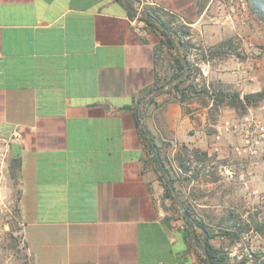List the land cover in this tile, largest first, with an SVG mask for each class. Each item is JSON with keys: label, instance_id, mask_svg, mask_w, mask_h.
I'll use <instances>...</instances> for the list:
<instances>
[{"label": "crops", "instance_id": "crops-1", "mask_svg": "<svg viewBox=\"0 0 264 264\" xmlns=\"http://www.w3.org/2000/svg\"><path fill=\"white\" fill-rule=\"evenodd\" d=\"M217 2L147 0L143 7L188 25L194 44L238 37L246 52L248 24ZM133 13L123 0H0V150L8 149L5 167L15 169L33 264H205L199 231L164 207L166 190L137 115L166 165L179 145L210 149L215 129L208 128L219 129L222 120L210 121L212 103L181 101L174 89L135 112L166 76L158 67L162 35ZM215 58L197 63L205 82L215 75L242 95L264 88L256 74L263 61L250 54ZM251 113L264 119V101L244 115ZM16 129L19 142L11 141ZM258 173L249 167L230 175L251 197ZM210 242L221 247L214 236Z\"/></svg>", "mask_w": 264, "mask_h": 264}, {"label": "rangeland", "instance_id": "rangeland-1", "mask_svg": "<svg viewBox=\"0 0 264 264\" xmlns=\"http://www.w3.org/2000/svg\"><path fill=\"white\" fill-rule=\"evenodd\" d=\"M227 1L229 0H220L217 5L223 7L220 9H225V13L228 15ZM230 17L235 19L231 15ZM248 26L252 32L250 35L252 46H249V50H246V52H244L242 38L228 37L224 40L226 43L223 47L224 52L220 51V45L195 44L196 47L192 48L190 57L198 63L199 59H203L202 52L204 51L209 52L211 50L215 52L213 56H216V61L228 58L231 53L240 58L250 54L252 61L255 59L256 61L261 60L263 61L261 66H264V22L259 21L256 15H251ZM238 45H240L239 49H237ZM193 53H198V56H192ZM174 56L173 50L167 44L161 45L158 52V67L162 75L167 77L174 72ZM213 56L210 58H213ZM218 57L220 58L218 59ZM197 65L199 66V64ZM257 66L262 68L260 65ZM263 70L264 67L262 72L257 71L258 77L264 78ZM202 75L203 72L197 80L200 84L205 83ZM208 78L209 82L206 81V83L214 87L222 86L226 89L237 90L233 84L222 82L215 75ZM186 84L187 81L182 85L185 86ZM194 100L204 106H209L212 103L209 97L202 94L196 96ZM249 115L258 117L254 113ZM208 116L210 121L217 123L220 120L223 123L231 120L241 125L245 121L244 114L238 113L227 105H221L217 109L212 106L209 107ZM208 129L211 130V134H214V129L215 133L217 132V128L209 127ZM260 145H258V153L251 154L247 144L246 132L244 129H239L236 132L223 133L219 142H215L214 136H212L209 142L210 149L206 150L211 154L205 160L195 156L192 151L193 148L182 151V146L179 145L174 152H170L171 158H169L168 153L166 154V162L167 167L176 179V191L181 200H185L190 204L195 214L211 225L213 236L220 240L222 247L231 248L240 243L238 247L240 252H246V245H249L254 252L259 253L264 259V235L254 230L245 229L242 238L234 242L225 235L227 229H235V222L244 228H247L246 223L250 225L254 222L264 223V147L261 148ZM216 146L219 147L218 150L215 149ZM198 149L205 151L201 148ZM233 154H236L238 158H231L230 155ZM179 155L184 159V164L189 168L188 171L179 170L178 168L175 170L174 165L179 166ZM200 156L202 155L200 154ZM249 167L259 172L258 177H252L254 189L251 197L247 196L249 194H245L244 190L237 191V187L234 186V177H231L228 172V170H247ZM202 171L203 173L200 174ZM261 172H263V175H261ZM213 180H217V183L211 184L210 181ZM18 193L15 169L12 167L0 169V264H33L24 238L23 225L19 218ZM164 198V207L170 210L175 219L182 220L180 218L181 208L175 203L172 195L165 193Z\"/></svg>", "mask_w": 264, "mask_h": 264}, {"label": "trees", "instance_id": "trees-1", "mask_svg": "<svg viewBox=\"0 0 264 264\" xmlns=\"http://www.w3.org/2000/svg\"><path fill=\"white\" fill-rule=\"evenodd\" d=\"M129 1H131L133 4V0H129ZM248 2L250 6V13L256 15L260 20L264 22V0H248ZM144 10L148 13L149 17H145L141 15L140 18L146 22V24L148 25L150 29H157V31H159V33L162 35V38L160 40L161 44H167L168 47L173 50L174 55H175L174 56L175 57L174 58V62H175L174 69L175 70L170 76H167L163 81L156 83V85L148 91L147 95L140 100L150 98L152 94L161 85H163L170 79L175 78L176 76H178L184 71L185 67L182 62L181 56L187 62V65L189 68L187 74L183 78L175 82L174 84L167 87L160 94L164 93L167 90L174 89L176 92L179 93L181 101L187 100L190 96H199L200 94H202V95L209 97L212 100V104H213L212 107L214 109L219 108L221 105H227L235 109L240 114H245L250 107L257 105L260 101L264 100V88H262L260 91H257V92L245 93L244 95H242L240 91L234 90L231 88L226 89L222 86L214 87L211 84H207L206 82L203 84H200L196 80V78H198L202 74V69L201 67L197 65L196 61H194L190 57L192 48L196 47V45L190 39L191 34H192L190 27L186 24L178 23L175 16H172L169 13H165L157 7L145 5ZM130 13L132 15H135L132 10H130ZM151 18L158 19L162 25L168 28L170 34L167 33L164 29H162L155 22H153ZM225 45H226L225 42L220 44L219 49L221 52L222 51L224 52L223 47ZM210 51L202 52V55H203L202 58L207 59V58L212 57L215 52L213 51L210 52ZM186 81H187V84L183 86L182 84H184ZM155 98L151 99L149 103L154 102ZM141 119H142L141 115L138 114L137 115L138 125L140 126L141 133L142 135H144V138L146 140V143H147V146L150 152L153 154L154 161L157 162L158 159L161 160L162 164H164L166 168L169 178L172 180L175 188L177 189L176 179L173 177L172 173L170 172L169 168L167 167L165 161L162 158L161 147L157 144L155 136L152 135L149 129L146 126H141L139 124L141 122ZM181 146H182V149H181L182 151H187L189 149L185 144ZM155 151L158 152L157 155ZM192 151L194 152L195 156L201 158V160H205L209 158V153L206 150L202 151L198 148H193ZM200 154L202 156H200ZM178 158H179V168H181L182 170L188 171L189 168L184 164L185 162H184V159L181 157V155H179ZM157 170L163 181L166 193L171 194L173 200L175 201V203H177L174 198L172 189L165 181L164 176L162 175L158 167H157ZM182 201L186 207L187 213L192 215L195 218L199 226L198 227L195 223L186 219L183 216L182 212L180 213V216H181L180 218L184 220V222L186 223V225L189 227L190 230L200 231L199 255L202 261L205 264H209L208 261L204 258L202 251H201L204 236H203V232L201 231L200 227L208 231V252L210 256L212 257V259L228 258V254L224 247L221 246V247L215 248L211 244L210 239L213 237L211 225L207 221L202 220L200 217H198L193 211V208L191 207L190 204H188L185 200H182ZM235 226H236L235 229H231V228L227 229L225 233V235L228 236L230 240L233 242L240 240L242 238V234H243V231H245V229L254 230L257 233L264 235V223L254 222L252 225L246 223L247 228H244L235 222ZM254 253L260 260L261 264H264V259L259 255V253L257 252H254Z\"/></svg>", "mask_w": 264, "mask_h": 264}, {"label": "built area", "instance_id": "built-area-1", "mask_svg": "<svg viewBox=\"0 0 264 264\" xmlns=\"http://www.w3.org/2000/svg\"><path fill=\"white\" fill-rule=\"evenodd\" d=\"M137 6L143 8L144 2L146 3L147 0H139ZM226 7L228 10L229 15L235 17L241 25H247L250 13V6L248 0H229L226 2ZM254 78L252 77V80ZM198 80V78H196ZM245 121L243 124L239 125V123L227 120L224 123L222 122L219 126L220 128L217 129V132L214 135L215 142H219L222 139L223 133H231L236 132L239 129H244L247 136V144L249 146V150L251 154L258 153V145L264 142V119L260 117H254L252 115H248L247 117L244 116ZM243 126V128H241ZM22 138L21 132L19 130H15L11 137V141L19 142ZM216 150L219 149L218 146L215 147ZM209 153V152H208ZM210 154V153H209ZM8 158V149L0 150V169H3L6 166V161ZM175 170L179 168V166L174 165ZM192 172L191 170L189 171ZM229 173H234V171L228 170ZM203 171L200 173L202 174ZM250 174V173H248ZM245 177V176H244ZM242 177V179L244 178ZM252 178V177H251ZM256 192V190H254ZM182 229L185 228V225L180 226ZM240 243L236 244L231 248H226V252L228 254V258L235 259L241 258L245 252H240L239 247Z\"/></svg>", "mask_w": 264, "mask_h": 264}, {"label": "water", "instance_id": "water-1", "mask_svg": "<svg viewBox=\"0 0 264 264\" xmlns=\"http://www.w3.org/2000/svg\"><path fill=\"white\" fill-rule=\"evenodd\" d=\"M123 1H124L125 5L127 6V8L132 10L136 14H140L142 16L149 17L148 13L144 9H142L140 6L133 7L128 0H123ZM151 19L153 20V22H155L157 25H159L162 29H164L167 33H169L168 28L166 26L162 25L161 22L158 19H156V18H154V19L151 18ZM181 59H182V62L184 64V67H185L184 71L181 74H179L178 76H176L175 78L170 79L169 81H167L166 83L161 85L152 94V96L150 98L138 102L136 104V106H135V112L136 113H137L138 108H139V106L141 104L147 103L151 99L157 97L163 90H165L167 87H169L170 85L174 84L175 82H177L178 80H180L181 78H183L187 74V72L189 70L187 62L182 56H181ZM140 125L141 126H145L143 122H140ZM155 153H156V155L158 154L157 151H155ZM19 164H20L19 160H17L16 161V167H18ZM157 165H158V168H159L160 172L164 176L165 181L167 182V184L172 189L174 198H175L176 202L178 203V205L180 206L183 216L186 219L192 221L193 223H195L198 226L195 218L192 215L187 213L186 207H185L183 201L181 200L180 196L178 195V193L176 191V188H175L172 180L169 178V176L167 174V171H166V168H165L164 164H162L160 159L157 160ZM200 229L203 232V236H204V240H203V245H202L201 251H202V254H203L204 258L208 261L209 264H235V263H238V262H247L248 264H261L260 260L255 255L253 249L249 245L247 246V251L245 252V254L241 258H235V259H231V258L212 259V257L210 256V254L208 252V231L206 229L202 228V227H200Z\"/></svg>", "mask_w": 264, "mask_h": 264}]
</instances>
